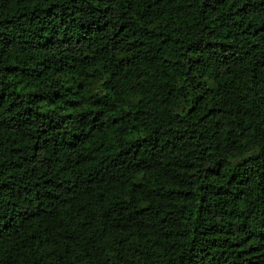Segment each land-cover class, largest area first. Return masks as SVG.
Masks as SVG:
<instances>
[{
    "label": "trees",
    "instance_id": "trees-1",
    "mask_svg": "<svg viewBox=\"0 0 264 264\" xmlns=\"http://www.w3.org/2000/svg\"><path fill=\"white\" fill-rule=\"evenodd\" d=\"M0 264H264V0H0Z\"/></svg>",
    "mask_w": 264,
    "mask_h": 264
}]
</instances>
